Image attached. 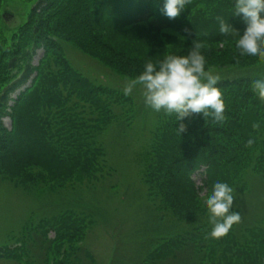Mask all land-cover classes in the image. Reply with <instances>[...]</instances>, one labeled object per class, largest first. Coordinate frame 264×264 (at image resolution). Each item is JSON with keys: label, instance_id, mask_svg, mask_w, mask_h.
Segmentation results:
<instances>
[{"label": "trees", "instance_id": "obj_1", "mask_svg": "<svg viewBox=\"0 0 264 264\" xmlns=\"http://www.w3.org/2000/svg\"><path fill=\"white\" fill-rule=\"evenodd\" d=\"M17 2L26 9L20 24L5 9ZM232 3L188 0L185 10L170 19L162 12L163 0H0V185H48L50 191L97 174L102 152L90 140L113 118L110 106L129 100L73 70L63 57V44L131 82L146 62L156 64L168 54L187 55L195 42L201 44L207 71L263 65L264 60L238 55L235 33L242 34L245 24L231 15ZM221 19L235 33H219ZM38 52L41 57L34 65ZM217 76L223 119L191 114L178 120L174 113L165 115L154 133L144 182L158 209L172 215L171 221L207 231L211 225L204 200L215 182L229 184L236 203L230 211L255 213L251 220L233 224L225 235L235 232L242 238L261 223L264 230V102L252 90L253 81L264 77ZM83 108L93 117L84 120ZM248 198L260 202L258 211L251 209ZM62 216L56 223L57 237L42 245L39 264L80 262L76 244L84 226ZM221 240L216 242L222 245ZM232 244V239L225 240L228 247ZM186 245L181 247L184 251L190 249ZM176 249L161 244L146 262L165 264ZM13 252L0 247V258L21 264ZM188 253L192 264H201L197 251ZM222 253L228 256L219 264H264V232L251 246L237 248L236 254L229 248Z\"/></svg>", "mask_w": 264, "mask_h": 264}, {"label": "rangeland", "instance_id": "obj_2", "mask_svg": "<svg viewBox=\"0 0 264 264\" xmlns=\"http://www.w3.org/2000/svg\"><path fill=\"white\" fill-rule=\"evenodd\" d=\"M5 9L14 14V23L25 20L26 9L19 2L7 5ZM62 48L63 57L73 70L96 86L117 91L129 101L125 105L112 104L110 123L90 140L92 147H99L102 152L93 178L50 191L48 185L23 187L1 181L0 247L13 249L14 256L21 257L25 264H39L43 258L42 245L44 243L45 247L47 241L57 237L56 223L64 218L63 214L84 226L83 238L76 244L80 249L77 253L79 264H147V255L164 243L168 249L179 248L176 249L178 253H173V259L169 258L165 264H192L193 258L188 252L194 250L198 252L201 264H219L228 256L220 252H228L229 248L231 254H236L237 248L251 246L253 240L261 238L263 223L242 233V238L236 237L235 232V236L233 233L224 235L221 245L216 242L218 238L208 235L209 231L192 225H177L171 221L172 215L158 209L146 189L144 171L154 133L167 114L147 107L138 85L125 95L124 89L131 81L114 74L71 45L63 44ZM39 57L40 52L33 64ZM210 72L227 79L264 77V64L241 71ZM83 110L81 117L84 120L93 117L88 110ZM4 122L9 128L8 119ZM194 180L200 184L199 177L195 176ZM251 200L245 199L251 209L258 211L260 202L254 198ZM235 206L233 202L232 207ZM254 214L250 210L240 213L237 223L251 220ZM167 226L171 230L165 229ZM39 236L44 242H40ZM226 239L233 240L231 247L225 245ZM184 245L190 249L184 251L181 248ZM0 264L16 262L0 258Z\"/></svg>", "mask_w": 264, "mask_h": 264}, {"label": "clouds", "instance_id": "obj_3", "mask_svg": "<svg viewBox=\"0 0 264 264\" xmlns=\"http://www.w3.org/2000/svg\"><path fill=\"white\" fill-rule=\"evenodd\" d=\"M187 2L163 0L162 12L170 19L177 17ZM231 15H238L244 22L243 33L237 36L224 19L219 21V33H235L234 47L240 57L264 60V0H233ZM200 49L201 44L195 42L187 55L168 54L156 64L146 62L124 94L138 85L144 104L153 111L174 113L178 120L191 114L222 120L225 105L216 86L218 77L205 69L206 60ZM252 90L264 102V78L254 80ZM233 200L234 189L229 184L218 181L212 185L204 200L211 238L223 237L239 221V213L230 211Z\"/></svg>", "mask_w": 264, "mask_h": 264}]
</instances>
